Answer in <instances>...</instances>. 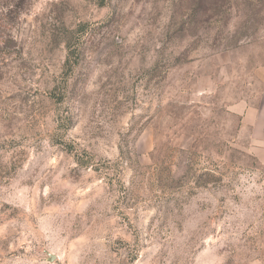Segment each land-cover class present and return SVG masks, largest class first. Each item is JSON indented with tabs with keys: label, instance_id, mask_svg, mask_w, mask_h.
I'll list each match as a JSON object with an SVG mask.
<instances>
[{
	"label": "rangeland",
	"instance_id": "1",
	"mask_svg": "<svg viewBox=\"0 0 264 264\" xmlns=\"http://www.w3.org/2000/svg\"><path fill=\"white\" fill-rule=\"evenodd\" d=\"M0 264H264V0H0Z\"/></svg>",
	"mask_w": 264,
	"mask_h": 264
},
{
	"label": "water",
	"instance_id": "2",
	"mask_svg": "<svg viewBox=\"0 0 264 264\" xmlns=\"http://www.w3.org/2000/svg\"><path fill=\"white\" fill-rule=\"evenodd\" d=\"M47 256L48 257H47L46 261L49 262V263H51L54 259H56V256L52 255L50 253H47Z\"/></svg>",
	"mask_w": 264,
	"mask_h": 264
},
{
	"label": "trees",
	"instance_id": "3",
	"mask_svg": "<svg viewBox=\"0 0 264 264\" xmlns=\"http://www.w3.org/2000/svg\"><path fill=\"white\" fill-rule=\"evenodd\" d=\"M68 52L71 54L72 51H70V49L68 48ZM68 59H69V58H68ZM68 61H69V60H68ZM68 61H67V62H68Z\"/></svg>",
	"mask_w": 264,
	"mask_h": 264
}]
</instances>
